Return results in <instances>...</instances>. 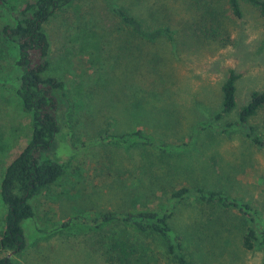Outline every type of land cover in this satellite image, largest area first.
<instances>
[{"label":"rangeland","instance_id":"rangeland-1","mask_svg":"<svg viewBox=\"0 0 264 264\" xmlns=\"http://www.w3.org/2000/svg\"><path fill=\"white\" fill-rule=\"evenodd\" d=\"M27 1L11 0L18 7ZM183 1L74 0L46 23L52 56L48 74L62 78L69 94L67 135L53 147L67 168L31 200L35 216L23 221L27 246L13 254L16 264H112L106 256L110 227L102 236L89 224L63 223L110 209L157 208L163 196L169 200L184 186L221 189L251 202L260 211L259 229H264V147L253 144L239 127L228 133L198 131L200 123L220 111L221 86L229 69L240 75L238 105L214 122L216 126L236 120L252 91L264 90V21L244 5L243 19L230 23L228 42L199 41L188 33L193 14ZM114 4L145 19L149 7H169L166 20L180 29L177 47L167 39L150 44L134 39L118 51L114 35L108 34L117 21L110 8ZM7 22L15 24L16 19L0 5V186L7 166L32 133V116L17 93L15 44L1 29ZM109 121L116 131L141 128L179 143L197 134L191 146L175 148L159 162L157 149L145 152L100 141ZM251 123L264 137V107ZM152 162L156 164L149 166ZM6 213L0 193V238ZM240 222L237 210L209 207L194 195L178 205L173 219L196 264H263L264 249L244 248L246 228ZM4 254L0 249V257Z\"/></svg>","mask_w":264,"mask_h":264},{"label":"trees","instance_id":"trees-1","mask_svg":"<svg viewBox=\"0 0 264 264\" xmlns=\"http://www.w3.org/2000/svg\"><path fill=\"white\" fill-rule=\"evenodd\" d=\"M73 1L28 0L25 5L18 7L11 0H0V5L16 19L15 24L3 23L1 29L5 38L15 44L14 61L20 82L17 93L23 109L32 116L31 140L9 163L1 181L0 193L7 206V213L0 238V249L5 254L0 257V264H16L13 254L21 253L27 246L23 221L35 216L31 200L54 185L67 168L66 162L55 156L53 147L62 135H67L65 128L68 127L66 109L69 94L62 78L48 74L52 56L51 40L45 25L57 11ZM183 3L193 14L188 33L199 41H211L219 45L228 42L232 36L230 23L243 19L244 5L254 8L264 21V0H184ZM110 8L117 21L108 34L114 35L115 40L112 39V42L118 51H124L129 47L126 41L134 39L145 44L167 39L177 47L176 38L180 29L166 20L170 16V8L166 5L160 8L149 7L146 19L134 9L123 5L114 4ZM239 77L235 69H229L221 86L220 111L209 121L200 123L198 131L228 133L239 127L253 144L264 147V137L259 134L256 125L251 123V118L264 107V90L252 91L248 102L240 108L236 120L219 123V126L214 124L235 111L238 105ZM112 122L109 121V125L100 132V141L115 147H142L145 152L147 149H157L160 153L159 162L175 148L191 146L197 134L194 132L179 143L154 136L141 128L116 131L112 129ZM155 164L152 162L149 166ZM193 195L209 207L218 206L226 211L240 212V224L246 228L242 239L244 248L264 249V229H259L257 221L260 211L239 196L201 186L176 189L169 200L163 196L157 208L135 207L123 211L110 209L94 217L78 215L65 221L63 226L76 220L80 224L100 229L102 236L105 229L110 227L107 231L111 237L106 256L112 264H149L151 259H156L155 264H196L187 250L185 235L173 224L178 205ZM99 241L102 243L103 237ZM154 241H157V245H154Z\"/></svg>","mask_w":264,"mask_h":264}]
</instances>
